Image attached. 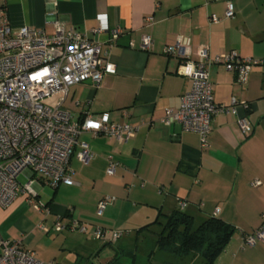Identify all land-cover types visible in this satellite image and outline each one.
Here are the masks:
<instances>
[{
	"label": "crops",
	"instance_id": "obj_1",
	"mask_svg": "<svg viewBox=\"0 0 264 264\" xmlns=\"http://www.w3.org/2000/svg\"><path fill=\"white\" fill-rule=\"evenodd\" d=\"M228 2L234 5L233 17L226 16ZM2 3L14 28L32 26L54 34L59 23L100 42L103 55L116 64V73L106 74L98 87L91 81L71 86L63 108L77 118L87 112L106 113L110 121L130 122L136 131L123 144L113 137L81 133L79 140L89 144L94 157L85 165L73 156L72 185L54 189L42 175L22 173L23 191L10 206L0 208V236L23 241L46 263L119 264L117 252L109 249L119 242L102 245L93 236L94 228L139 230L177 209L183 199L188 202L186 210L205 217L219 208L218 217L236 228L215 264H264V242L243 246L246 234L264 227V66L254 67L246 76L224 63L210 66L215 101L230 104L235 97L247 107L240 103L236 113L217 114L207 146H202L197 132L161 121L166 109L181 106L182 96L192 86V79L179 70L180 60L164 54V47L183 35L191 38L194 58L200 46L208 45L211 58L235 50L245 58L263 59L264 0ZM100 14L106 15L108 31H99ZM213 14L220 20L212 22ZM116 28L123 31L109 48L111 30ZM145 34L154 39L150 51L141 48ZM240 118L251 124L250 134H242ZM109 157L117 164L114 175L108 173ZM28 184L31 188L25 189ZM105 196L117 199L98 215V202ZM32 197L45 208L37 210L29 203ZM58 219L85 222L89 232H57L53 226Z\"/></svg>",
	"mask_w": 264,
	"mask_h": 264
},
{
	"label": "built area",
	"instance_id": "obj_2",
	"mask_svg": "<svg viewBox=\"0 0 264 264\" xmlns=\"http://www.w3.org/2000/svg\"><path fill=\"white\" fill-rule=\"evenodd\" d=\"M234 15V5L228 2L226 16ZM98 19L99 31H108L106 15L100 14ZM210 19L212 22L220 20L215 14ZM151 20L150 17L146 21ZM122 31L121 28L111 30L109 48ZM153 45L152 35H143L141 48L150 51ZM163 52L180 60L179 70L192 79V86L182 96L181 106L166 109L161 121L197 132L202 146H207L213 131L212 121L217 114L236 113L240 103L247 107L235 97L230 104L215 101L210 66L224 63L229 70L246 76L254 67L264 66V58H245L235 50L211 58L208 45L200 46L194 58L191 38L183 35L174 44L165 46ZM116 71V64L103 55L101 43L88 33L59 23L54 34L32 26L14 28L0 0V208L10 206L23 191L19 176L26 171L34 176L42 175L54 189L61 184H74L73 156L76 154L85 165L94 157L89 144L79 140L81 133L113 137L119 144L135 136L136 127L130 122H112L106 113L87 112L83 118H77L63 108L71 86L91 81L98 87L106 74ZM239 123L243 135L251 133L252 126L245 118H240ZM78 147L80 150L76 152ZM109 161L108 173L114 175L117 164L111 157ZM30 188V184L25 186V189ZM116 199L115 196L102 198L97 214L103 215ZM29 203L37 210L45 208V204L35 197L30 198ZM178 204L184 208L188 203L179 199ZM219 211L218 208L215 214ZM40 227L47 232L51 229L45 224ZM53 229L57 232H89L88 224L79 220L65 223L58 219ZM125 234L128 232L98 225L93 230V236L104 242L117 241ZM243 241L244 247L264 242V227L246 234ZM0 251V264H53L39 259L37 253L20 240L0 236Z\"/></svg>",
	"mask_w": 264,
	"mask_h": 264
},
{
	"label": "trees",
	"instance_id": "obj_3",
	"mask_svg": "<svg viewBox=\"0 0 264 264\" xmlns=\"http://www.w3.org/2000/svg\"><path fill=\"white\" fill-rule=\"evenodd\" d=\"M186 207L181 208L178 204L177 209L160 214L155 222L138 230L141 234L150 231L154 225L159 228L148 240L144 264H215L236 228L218 214L205 217L197 210H186ZM110 244L112 241L105 246Z\"/></svg>",
	"mask_w": 264,
	"mask_h": 264
},
{
	"label": "rangeland",
	"instance_id": "obj_4",
	"mask_svg": "<svg viewBox=\"0 0 264 264\" xmlns=\"http://www.w3.org/2000/svg\"><path fill=\"white\" fill-rule=\"evenodd\" d=\"M76 156V154L74 155ZM47 190L51 191L50 188L46 187ZM108 228V227H107ZM110 230H123L128 232L123 237L118 239L117 241H112V243H118L109 247L110 250H113L114 254L117 252V256L119 257V264H144L147 259V244L150 237H152L153 233L158 231V226L154 225L150 231H144L141 234L138 233L136 228H116L111 227L108 228ZM109 237V236H108ZM98 240V239H97ZM102 245L109 242H104L102 240H98Z\"/></svg>",
	"mask_w": 264,
	"mask_h": 264
}]
</instances>
